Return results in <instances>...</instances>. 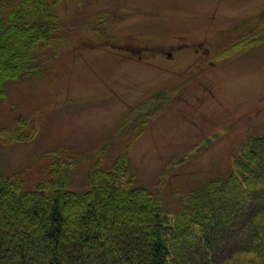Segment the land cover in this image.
Returning a JSON list of instances; mask_svg holds the SVG:
<instances>
[{
  "label": "rangeland",
  "instance_id": "obj_1",
  "mask_svg": "<svg viewBox=\"0 0 264 264\" xmlns=\"http://www.w3.org/2000/svg\"><path fill=\"white\" fill-rule=\"evenodd\" d=\"M66 3L40 68L0 98L6 173L31 186L54 157H78L69 187L82 189L128 155L174 210L264 135V0Z\"/></svg>",
  "mask_w": 264,
  "mask_h": 264
},
{
  "label": "trees",
  "instance_id": "obj_2",
  "mask_svg": "<svg viewBox=\"0 0 264 264\" xmlns=\"http://www.w3.org/2000/svg\"><path fill=\"white\" fill-rule=\"evenodd\" d=\"M66 2L0 0V98L40 68ZM79 160L54 157L31 186L0 165V264H264V135L248 134L230 172L182 194L174 210L139 182L128 155L70 188Z\"/></svg>",
  "mask_w": 264,
  "mask_h": 264
}]
</instances>
